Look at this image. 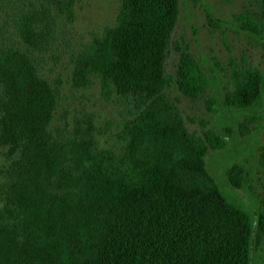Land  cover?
<instances>
[{
	"label": "trees",
	"instance_id": "1",
	"mask_svg": "<svg viewBox=\"0 0 264 264\" xmlns=\"http://www.w3.org/2000/svg\"><path fill=\"white\" fill-rule=\"evenodd\" d=\"M179 1L120 0L115 21L73 59V83L97 75L133 102L116 148L98 143L89 120L71 134L52 127L56 92L34 56L50 8L22 1L12 12V35L0 31V146L9 158L0 172V264H252L264 244V200L249 168L232 163L221 185L205 157L226 146L225 134L189 131L165 91L199 97L210 82L183 46L175 73L165 72ZM55 4L72 17L73 0ZM237 22L264 44V0ZM223 104L263 113L264 72L238 68ZM259 162L264 169V148Z\"/></svg>",
	"mask_w": 264,
	"mask_h": 264
},
{
	"label": "rangeland",
	"instance_id": "2",
	"mask_svg": "<svg viewBox=\"0 0 264 264\" xmlns=\"http://www.w3.org/2000/svg\"><path fill=\"white\" fill-rule=\"evenodd\" d=\"M40 2L50 8L46 20L49 28L44 46L35 51L38 69L56 92L57 104L52 127L59 134L83 129L90 121L100 145L116 148L121 143L122 124L131 116L133 102L113 89L104 87L97 75L89 83L72 82L73 59L99 36L106 25L115 21L120 0H73L72 17L56 6L57 0H0V31L12 35V12L18 4ZM254 0H180L179 13L165 59V72L174 74L179 61L177 46L187 49L200 62L210 82L199 97L183 94L175 85L166 87L168 96L181 112L186 127L201 134L206 127L223 132L227 144L209 149L205 159L209 171L223 186L224 173L234 162L249 168L258 199L264 200V169L260 154L264 148V112L238 109L223 104L224 92L233 82V73L242 66L257 67L264 72V44L244 31L237 22L240 12L250 9ZM7 21V29L2 25ZM215 100V109L209 101ZM9 163L5 148L0 146V172ZM244 200L245 191H237ZM264 204V202H263ZM252 264H264V244L253 252Z\"/></svg>",
	"mask_w": 264,
	"mask_h": 264
}]
</instances>
